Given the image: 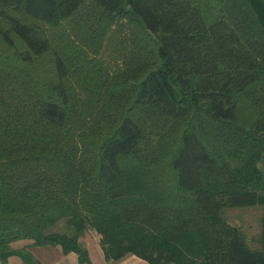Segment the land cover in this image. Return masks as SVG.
Here are the masks:
<instances>
[{
    "label": "trees",
    "instance_id": "16d2710c",
    "mask_svg": "<svg viewBox=\"0 0 264 264\" xmlns=\"http://www.w3.org/2000/svg\"><path fill=\"white\" fill-rule=\"evenodd\" d=\"M212 1L209 16L201 0H91L55 35L47 27L88 0H0L15 58L51 57L50 76L27 79L19 99L35 105L30 123L9 122L0 101V264H43L12 248L19 239L93 264L78 241L87 227L110 263L264 264V0ZM138 33L151 53L138 55ZM82 48L111 61L93 67ZM186 118L163 159L145 149L152 123L172 124L160 131L175 140ZM256 205L250 244L222 212ZM62 218L72 234L48 231Z\"/></svg>",
    "mask_w": 264,
    "mask_h": 264
},
{
    "label": "rangeland",
    "instance_id": "374dc122",
    "mask_svg": "<svg viewBox=\"0 0 264 264\" xmlns=\"http://www.w3.org/2000/svg\"><path fill=\"white\" fill-rule=\"evenodd\" d=\"M202 4H205L207 9H205V12L207 15H212L213 12L217 11L216 5L212 0H201ZM95 8L93 3H91V0H88V4L83 6L74 16L69 19L70 21L65 24H61V26L58 27H47V31L49 34H55L58 35L61 31L64 29H68L70 27L71 22L79 23V21L82 19L81 17L84 15L90 13L91 9ZM2 26V21L0 19V27ZM126 26V25H125ZM128 31L130 32L131 26L129 25V28L127 27ZM69 33V32H68ZM139 35L135 37L134 42L138 43L139 49L137 51L138 55L140 54V49H143V45L140 47V43H142L141 37L143 36L142 33H138ZM53 35V36H55ZM73 36V35H72ZM145 39V38H144ZM146 43V41L144 40ZM87 48V47H86ZM86 48H82V51H86V55L89 59L90 65H93L95 67L97 64L100 63L103 64H109V58H107V52L101 51V55L97 57V54L92 55V51L88 50ZM149 52L151 53L152 48L149 49ZM146 49H143L144 51ZM146 52V51H145ZM83 54H80L79 57H82ZM74 58V56H72ZM51 57L47 56L44 57L42 60L35 62L34 64H25L20 62L15 56L12 54L11 50L8 49L0 40V69L3 70L0 73V84L3 85L2 89V96L0 98V101L2 103L8 104V107L10 108V112L12 113L10 115V118L8 119L9 122L15 123V126H19L20 122L26 119V121L29 123L32 117L30 116L31 111L33 112V104L32 102L29 103L28 107H24L20 104V97L26 95L30 90L31 86L27 85V79L30 77H36V78H48L50 76L51 72ZM95 65V66H94ZM6 66V68H3ZM40 67L43 69L45 73V76H43V72L40 69ZM71 77V84L74 83V80L76 77L74 74L70 75ZM10 84V85H9ZM12 85V86H11ZM5 90V92L3 91ZM4 108V107H3ZM24 114V118L22 116ZM13 115V117H11ZM25 121V120H24ZM70 121H74V119H70ZM190 120L185 119L184 122L181 123V125H177L175 129V140L170 139L168 136L162 135L160 129H166L168 132L173 125L172 124H165V123H159L158 121L152 123V131L150 132V137L152 141L148 143L147 147L145 149H149L151 152H156L157 155H159L162 159L165 157V154L167 151H171L173 149V142L177 143V140L179 139V134L184 126L188 124ZM161 122V121H160ZM72 124V123H71ZM160 126V128H159ZM206 126V125H204ZM207 131L209 128L206 129ZM160 131V132H159ZM217 145V144H216ZM220 144H218L219 146ZM258 167L261 169L262 173H264V159L261 160L260 163H258ZM262 214V207L259 205L256 206H249V207H239V208H225L222 212L223 217L227 220V222L230 225L236 226L242 230V232L245 234L248 243L253 244L255 239L258 237L260 233V218ZM48 231L51 232H59V233H67L72 234L74 232L73 228L68 226L66 219L62 218L58 220L53 226H51ZM78 241L84 249L89 257V254L92 253V257L95 261H97L98 257L96 256L97 253H103V249L100 244V235L92 228L87 227L84 231H82L79 234ZM32 241L30 239H19L11 243L12 248L14 249H20L23 251H29L35 258L38 260H41V262H47V259L50 260V258L55 255V252L53 251V248L58 246L50 247L51 245L47 246H31L30 244ZM60 249V248H59ZM48 260V261H49ZM5 264H26L22 260H20L18 257H12L10 260ZM44 264V263H43Z\"/></svg>",
    "mask_w": 264,
    "mask_h": 264
},
{
    "label": "crops",
    "instance_id": "0c3cea01",
    "mask_svg": "<svg viewBox=\"0 0 264 264\" xmlns=\"http://www.w3.org/2000/svg\"><path fill=\"white\" fill-rule=\"evenodd\" d=\"M53 247V246H50ZM55 255H53L50 260L47 259V262H42L44 264H87L80 263L78 261V255L75 252H68L67 254L61 253L60 249L55 247L53 248ZM98 257L97 261H95L92 257V253L89 254V258L93 264H150L146 260L134 255V254H126L120 260L116 262H108L105 260L103 253H97ZM49 260V261H48ZM41 261V260H40Z\"/></svg>",
    "mask_w": 264,
    "mask_h": 264
}]
</instances>
